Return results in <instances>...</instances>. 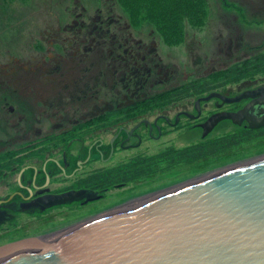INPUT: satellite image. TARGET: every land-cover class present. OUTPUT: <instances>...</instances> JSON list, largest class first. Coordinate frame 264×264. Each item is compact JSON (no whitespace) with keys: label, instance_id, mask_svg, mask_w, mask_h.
<instances>
[{"label":"flooded vegetation","instance_id":"1","mask_svg":"<svg viewBox=\"0 0 264 264\" xmlns=\"http://www.w3.org/2000/svg\"><path fill=\"white\" fill-rule=\"evenodd\" d=\"M75 10L46 19L34 53L0 65V247L46 243L130 206L142 179L264 138V127L230 116L253 100L228 99L264 87L248 80L232 95L231 37L205 51L122 14ZM252 115L264 121V105Z\"/></svg>","mask_w":264,"mask_h":264},{"label":"water","instance_id":"2","mask_svg":"<svg viewBox=\"0 0 264 264\" xmlns=\"http://www.w3.org/2000/svg\"><path fill=\"white\" fill-rule=\"evenodd\" d=\"M244 99L253 101L230 116L264 127L252 117L264 105V87L228 100ZM188 183L141 196L34 250L17 253L44 239L2 246L0 264H264V157Z\"/></svg>","mask_w":264,"mask_h":264},{"label":"rangeland","instance_id":"3","mask_svg":"<svg viewBox=\"0 0 264 264\" xmlns=\"http://www.w3.org/2000/svg\"><path fill=\"white\" fill-rule=\"evenodd\" d=\"M76 1L0 0V65L6 63L9 57L30 55L33 46L39 41L40 31L45 27L44 22L52 14L67 12L71 14V11H76L77 6L87 7L89 11L100 9L105 13L122 14L135 21L137 27L154 29L167 23L166 19L176 4L188 2V16L183 22L182 43L200 48L201 42L203 50L207 51L212 49L214 40V49L217 51V37L224 33L226 37L234 40L231 69L236 66L242 69L231 72L232 95H236L239 87L248 80H256L258 85H264V72L253 74L251 71H245L247 61L264 53V0H81L80 4ZM79 10L81 9L77 11ZM241 37L243 45L236 48L238 43L240 45ZM239 72L242 73L238 74ZM251 76L253 78H248ZM233 129L234 127L231 128V132L235 131ZM157 151L153 150L150 154ZM263 151L264 138L231 150L229 159L219 161L220 158H215L213 163H201L198 167L182 165L174 168V171L166 173L162 171L150 180L142 179L134 183V186L141 188L133 194H140L141 197L168 191L170 188L236 165L243 158H253ZM207 168L209 170H205Z\"/></svg>","mask_w":264,"mask_h":264},{"label":"trees","instance_id":"4","mask_svg":"<svg viewBox=\"0 0 264 264\" xmlns=\"http://www.w3.org/2000/svg\"><path fill=\"white\" fill-rule=\"evenodd\" d=\"M188 8H189L188 2H179L174 6V10L171 12L169 17H167L166 19L167 23L159 25L160 28L167 30L166 37L169 38L170 40L174 39L175 42H180V39L183 38V31H184L183 22L188 16L187 15ZM199 20H201V18ZM246 66H247L245 69L246 72L251 71L253 74H256L258 72H264V53H261L253 57ZM240 69L241 68L237 66L233 69V72H236ZM240 73L242 72H239L238 74ZM154 165L155 167H158L157 164ZM155 171H157V168H151L149 172L153 173ZM146 172L147 170L142 175H144Z\"/></svg>","mask_w":264,"mask_h":264},{"label":"bare ground","instance_id":"5","mask_svg":"<svg viewBox=\"0 0 264 264\" xmlns=\"http://www.w3.org/2000/svg\"><path fill=\"white\" fill-rule=\"evenodd\" d=\"M247 163V162H246ZM211 174H209L208 176H210ZM208 176H205V177H202V178H199V179H197V180H195V181H199V180H202V179H204V178H207ZM187 184H190V183H187ZM187 184H185V185H187ZM182 186H184V185H182ZM179 187H181V186H179ZM142 200V199H141ZM138 201H140V200H138ZM138 201H136V202H138ZM133 203H135V202H133ZM133 203H131V204H133ZM79 227V226H78ZM75 228H77V227H75ZM60 235V234H59ZM40 243V242H39ZM41 243H43V242H41ZM2 261V260H1Z\"/></svg>","mask_w":264,"mask_h":264}]
</instances>
